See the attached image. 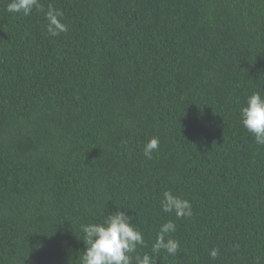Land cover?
<instances>
[{
  "label": "trees",
  "instance_id": "obj_1",
  "mask_svg": "<svg viewBox=\"0 0 264 264\" xmlns=\"http://www.w3.org/2000/svg\"><path fill=\"white\" fill-rule=\"evenodd\" d=\"M9 2L0 264H80L79 226L117 208L144 234L141 253L175 222L180 248L157 264H264V145L239 117L264 91V0H40L63 12L57 37ZM164 191L193 215L164 213Z\"/></svg>",
  "mask_w": 264,
  "mask_h": 264
},
{
  "label": "clouds",
  "instance_id": "obj_2",
  "mask_svg": "<svg viewBox=\"0 0 264 264\" xmlns=\"http://www.w3.org/2000/svg\"><path fill=\"white\" fill-rule=\"evenodd\" d=\"M42 12L46 21L45 30L49 37H57L68 31V25L63 22V12L52 5L45 10L40 0H10L5 11L13 14L29 16L33 11ZM262 90L254 91L239 109L241 125L255 138L257 145H264V94ZM159 148V138L151 137L143 147L145 158L152 159V154ZM164 213H174L177 219L191 217L192 205L189 200L164 191L160 201ZM105 215L101 222L82 223L80 231L83 234L84 251L79 254L80 264H157L161 252L167 257H175L180 244L171 237L176 231V224L169 220L159 226L155 240L149 252L141 253L139 248L147 247L144 234L137 228L127 215L120 211ZM211 259L219 256V249L209 252ZM166 258V257H165Z\"/></svg>",
  "mask_w": 264,
  "mask_h": 264
}]
</instances>
